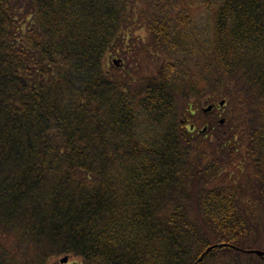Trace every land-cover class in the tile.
Segmentation results:
<instances>
[{
    "label": "trees",
    "instance_id": "16d2710c",
    "mask_svg": "<svg viewBox=\"0 0 264 264\" xmlns=\"http://www.w3.org/2000/svg\"><path fill=\"white\" fill-rule=\"evenodd\" d=\"M213 244L264 264V0H0V264Z\"/></svg>",
    "mask_w": 264,
    "mask_h": 264
},
{
    "label": "rangeland",
    "instance_id": "374dc122",
    "mask_svg": "<svg viewBox=\"0 0 264 264\" xmlns=\"http://www.w3.org/2000/svg\"><path fill=\"white\" fill-rule=\"evenodd\" d=\"M192 13L196 17L195 20H194V25L197 28L195 30V32H199V27H197V25H200V26L204 25V26H202L204 28L206 26L205 21L211 15L212 11L211 12L203 11L198 16L196 15V11H194ZM136 34H137V38H139V39H143V40H146L147 39V31L143 27H140L138 30H136ZM118 58L119 59H123V58L117 57V59ZM121 66H124V65H121ZM219 104H220V102L218 101V103L216 104V107L214 108V111L213 112H214V115H217V117H219L220 119H222L223 117L226 116V110H227V108L225 106L220 107ZM225 104H226V102L224 103V105ZM209 105L210 104H208V106ZM61 257H58L56 259H52L50 261V264H59V260H60Z\"/></svg>",
    "mask_w": 264,
    "mask_h": 264
},
{
    "label": "water",
    "instance_id": "95a60500",
    "mask_svg": "<svg viewBox=\"0 0 264 264\" xmlns=\"http://www.w3.org/2000/svg\"><path fill=\"white\" fill-rule=\"evenodd\" d=\"M115 63H118V60H115ZM224 103H225V101L223 100L221 102V105H224ZM211 109H212V106H209L207 108V110H211ZM222 122H223V120H222ZM215 247H216V245H212V246L208 247L207 250L202 254V256L199 258V260L195 264H197L198 262H201L203 260L204 256L206 255V253L210 252ZM243 251L249 252V253H255V254L259 255L260 257L264 258V251H262V250L252 249V250H243ZM67 260H68V257H65L61 261L66 262Z\"/></svg>",
    "mask_w": 264,
    "mask_h": 264
},
{
    "label": "flooded vegetation",
    "instance_id": "af4514ba",
    "mask_svg": "<svg viewBox=\"0 0 264 264\" xmlns=\"http://www.w3.org/2000/svg\"><path fill=\"white\" fill-rule=\"evenodd\" d=\"M65 264H84V260L81 256H73Z\"/></svg>",
    "mask_w": 264,
    "mask_h": 264
}]
</instances>
